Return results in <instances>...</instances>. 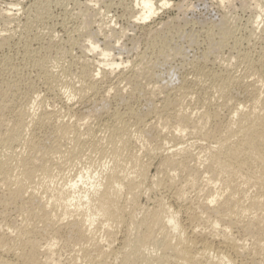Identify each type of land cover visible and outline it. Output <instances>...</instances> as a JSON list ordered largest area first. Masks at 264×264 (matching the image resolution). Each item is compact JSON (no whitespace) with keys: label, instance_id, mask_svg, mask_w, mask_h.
Listing matches in <instances>:
<instances>
[{"label":"bare ground","instance_id":"bare-ground-1","mask_svg":"<svg viewBox=\"0 0 264 264\" xmlns=\"http://www.w3.org/2000/svg\"><path fill=\"white\" fill-rule=\"evenodd\" d=\"M117 1L0 12V264H264L261 1Z\"/></svg>","mask_w":264,"mask_h":264},{"label":"rangeland","instance_id":"rangeland-1","mask_svg":"<svg viewBox=\"0 0 264 264\" xmlns=\"http://www.w3.org/2000/svg\"><path fill=\"white\" fill-rule=\"evenodd\" d=\"M23 1L22 0L21 1L20 0H0V12H3V10H5L7 8L18 9L16 6L18 3H24L25 5H30L35 0H23ZM50 1H52V0H50ZM81 1H83V0H81ZM105 1H108V2L113 1L114 3L118 2L117 0H105ZM153 1H158V0H153ZM160 1H162V0H160ZM166 1L169 2L168 6L164 7L161 10H158L159 15L155 18V21H154L155 23L160 22V21L165 22V21H168L170 18H173L174 22L176 21L177 23L176 22L175 23L177 25H181L180 27H182V29H183V27H184L183 18L185 19V17L187 20L189 19V21L213 22V21L219 20L221 17H224L225 15L226 16L231 15L235 18L238 17L236 19V22L238 23L239 27L242 28V27H245L246 25L250 24V22L256 21L255 16H254L256 13L255 7H256V3L261 1L260 2L262 5L261 8H263V10L261 9L262 12L260 11L261 12L260 18H258V19H260V21H258V19H257V21L259 22V24L262 22L261 24L264 25V0H246L247 2L244 0H224V2L222 4H220L221 2L218 0H166ZM12 3L15 5H12ZM176 4L179 5V8H180L179 10L176 8ZM10 5H12V6H10ZM69 6H71V5H69ZM115 8L116 7H114L112 9L110 14L113 15L116 13L115 15H120L121 12H119L118 8H116V10H115ZM54 10H56V11H54ZM115 11H117V12H115ZM57 12H59V10L54 8L53 13L57 14ZM182 15H183V17H181ZM174 18H176L177 20H180V22ZM251 18H252V20H251ZM122 22L118 21L116 27L124 28L125 27L124 21H122ZM261 24L259 25L260 27L262 26ZM120 25H122V26H120ZM186 26L187 25H185L184 29H189V27L187 26V28H186ZM130 32L131 31H129L128 34H130ZM133 33L134 32H132L131 35H133V36L135 35V37H136V35L138 34L137 38L141 37V34H140L141 31L138 32V30H137V31H135L134 34ZM258 189L259 188H257V187L252 188V189H250V191L254 192ZM148 194H150V193H148ZM148 194H147V197L152 199V194H150L149 196H148ZM257 195L260 198H264V190L258 191ZM143 201H144L143 204L146 206V203L148 201L147 200H143ZM149 204H150V202L147 203V205H149ZM262 209H263V207H262Z\"/></svg>","mask_w":264,"mask_h":264}]
</instances>
